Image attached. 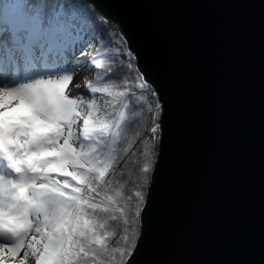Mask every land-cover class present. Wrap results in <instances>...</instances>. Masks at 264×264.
<instances>
[{
  "label": "snow or ice",
  "instance_id": "obj_1",
  "mask_svg": "<svg viewBox=\"0 0 264 264\" xmlns=\"http://www.w3.org/2000/svg\"><path fill=\"white\" fill-rule=\"evenodd\" d=\"M83 25L73 0L0 16V264H134L162 105L131 59L81 47L69 61ZM82 64L80 78L98 70L87 95L68 90ZM145 132L126 162L142 158V177L118 175Z\"/></svg>",
  "mask_w": 264,
  "mask_h": 264
},
{
  "label": "water",
  "instance_id": "obj_2",
  "mask_svg": "<svg viewBox=\"0 0 264 264\" xmlns=\"http://www.w3.org/2000/svg\"><path fill=\"white\" fill-rule=\"evenodd\" d=\"M162 105L134 264H264V0H84Z\"/></svg>",
  "mask_w": 264,
  "mask_h": 264
},
{
  "label": "trees",
  "instance_id": "obj_3",
  "mask_svg": "<svg viewBox=\"0 0 264 264\" xmlns=\"http://www.w3.org/2000/svg\"><path fill=\"white\" fill-rule=\"evenodd\" d=\"M14 2L15 0H0V16H2L3 13L5 12L6 6H9ZM73 2L75 3L76 10L78 11L79 15L82 17L84 21L83 32L81 33V35L84 37V41L78 43L67 52H71L73 51V49L78 50L79 48L83 47L86 52L90 53L94 48L96 49L103 48V50L108 55H115L122 61L131 59L134 68L138 71V69L135 66L133 54L129 51L128 46L125 44L124 39L121 37L116 26L103 21L99 17L101 15L93 7L88 6L87 3H84L80 0H73ZM86 41H91V44L85 45L84 42ZM121 53H125V54L130 53V56L121 55ZM80 59H83V57H80ZM96 71L98 70H95L93 68L92 72H90V75L84 77L83 85H82L83 89L80 92H84V94L87 95V92L84 91V81L85 79L93 80L94 73ZM146 136L147 133L145 132L144 135H142L139 138V140L135 141V144L131 147L129 153L126 156H124L121 166H118L117 168L118 175L121 171H124L128 173V176L131 180H137L138 177H142L143 174L139 172V165H142V163L144 162L142 158L139 159L136 164L126 163V162L129 161L130 159L131 160L136 159V157H133V153L137 152V149L141 147L140 141L145 140ZM132 139L135 140V137H133ZM148 147H150V144L148 145ZM156 152H157V145H156ZM155 157H156V153H155ZM150 173L148 174L149 178H150ZM127 187L129 189H132L133 184L129 183ZM146 190L147 187L145 188V192Z\"/></svg>",
  "mask_w": 264,
  "mask_h": 264
},
{
  "label": "rangeland",
  "instance_id": "obj_4",
  "mask_svg": "<svg viewBox=\"0 0 264 264\" xmlns=\"http://www.w3.org/2000/svg\"><path fill=\"white\" fill-rule=\"evenodd\" d=\"M80 1H82V2H84L83 0H80ZM84 3H86V2H84ZM99 16V15H98ZM100 17V16H99ZM102 20L104 19V18H102V16L100 17ZM105 20H106V18H105ZM105 20H103V21H105ZM108 21V20H107ZM121 35V34H120ZM80 49V48H79ZM79 49L77 50V49H73V51H71V52H66L65 53V56L69 59V61H71L72 60V58H73V56H75L76 58H78V59H80V56H79ZM87 57L85 56V57H83V59H86ZM88 67V65L87 64H82L81 66H80V68L79 69H77V78L79 79V82H80V85H81V87L79 88V89H72L71 88V86H69V91H73V92H80L82 89H83V80H84V78H80V73H82L83 71H84V69H86ZM88 75H90V72L86 75V76H88ZM159 133H160V131H159ZM159 133H158V136H159ZM156 158V157H155ZM29 264H34V262L33 261H30L29 262Z\"/></svg>",
  "mask_w": 264,
  "mask_h": 264
},
{
  "label": "bare ground",
  "instance_id": "obj_5",
  "mask_svg": "<svg viewBox=\"0 0 264 264\" xmlns=\"http://www.w3.org/2000/svg\"><path fill=\"white\" fill-rule=\"evenodd\" d=\"M83 1H84V0H83ZM84 2H86L88 6L93 7L89 2H87V1H84ZM93 8H94V7H93ZM100 17H101V16H100ZM102 18H103V17H102ZM103 20H105V18H104ZM105 22H108L109 24H112V25H115V26H116L118 32L121 34V37L124 39L125 44L128 46V44H127V42H126V38H125L124 36H122V32H121V30L119 29L118 25H117L116 23H114L113 21H107V20H105ZM128 49H129V47H128Z\"/></svg>",
  "mask_w": 264,
  "mask_h": 264
}]
</instances>
